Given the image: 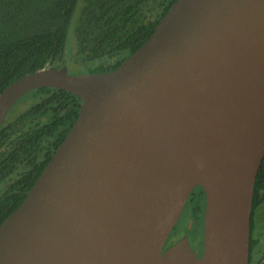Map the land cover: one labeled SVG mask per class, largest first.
<instances>
[{
  "label": "water",
  "instance_id": "obj_1",
  "mask_svg": "<svg viewBox=\"0 0 264 264\" xmlns=\"http://www.w3.org/2000/svg\"><path fill=\"white\" fill-rule=\"evenodd\" d=\"M41 87L75 94L80 108L0 224V264H248L264 157V0H175L114 70L62 65L10 83L0 129ZM196 186L201 256L186 234L162 250Z\"/></svg>",
  "mask_w": 264,
  "mask_h": 264
},
{
  "label": "trees",
  "instance_id": "obj_2",
  "mask_svg": "<svg viewBox=\"0 0 264 264\" xmlns=\"http://www.w3.org/2000/svg\"><path fill=\"white\" fill-rule=\"evenodd\" d=\"M174 1L0 0V93L26 74L64 65L70 28L75 60L92 63L89 73L114 70L150 36ZM80 103L69 91L41 87L10 109L0 129V224L21 204L65 138ZM204 207L203 189L196 186L185 204L186 226L202 221ZM261 207L264 157L252 195L248 264L264 258V244L254 235V215ZM192 226L185 234L194 237Z\"/></svg>",
  "mask_w": 264,
  "mask_h": 264
},
{
  "label": "rangeland",
  "instance_id": "obj_3",
  "mask_svg": "<svg viewBox=\"0 0 264 264\" xmlns=\"http://www.w3.org/2000/svg\"><path fill=\"white\" fill-rule=\"evenodd\" d=\"M76 42H75V36L73 33L72 28L69 29L68 35H67V40L65 44V50H64V55H65V68L67 69V72L69 74L73 75H79V74H86L89 73V66L92 65V63H89L88 61L84 60H75L73 55L75 56V52L73 49L75 48ZM254 224L256 225L254 235L258 237L260 240H263L264 236V208H260L254 215ZM178 224H180L177 228V233L182 234L185 233V228H190L193 224L192 222L189 221V226H186L185 223V212L182 214L180 217ZM177 224V225H178ZM192 224V225H191ZM186 226V227H185ZM201 226H202V221L198 223V220L195 221L193 227V232L199 235H201ZM192 233V232H191ZM196 235V234H195ZM197 236V235H196ZM196 236L192 237V234H189V238L195 245V248L200 250L202 253V238L199 239Z\"/></svg>",
  "mask_w": 264,
  "mask_h": 264
},
{
  "label": "flooded vegetation",
  "instance_id": "obj_4",
  "mask_svg": "<svg viewBox=\"0 0 264 264\" xmlns=\"http://www.w3.org/2000/svg\"><path fill=\"white\" fill-rule=\"evenodd\" d=\"M187 200H188V199H187ZM184 210H185V207H184V209H183V211H182L180 217H181L182 214L184 213ZM180 217H179V219H180ZM179 219H178V221H179ZM178 221H177V223L175 224V226L173 227V229H172L171 233L169 234L168 238L166 239V241H165V243H164V245H163V247H162V250L168 248L170 245H172L173 243H175L176 241H178L179 239H181V238L183 237V235H185V233L178 234V233L176 232V231H177V228H178V225H177V224H178ZM186 235L188 236V241H189V245H190V247L194 250V252H195V254L197 255V257H200L202 253H201L200 250H198V249L195 248V245H194V243H193V240H194V239H192V241H191L190 238H189V235H188V234H186ZM196 237L198 238L199 235H197ZM200 238H202V226H201V235H200L199 239H200ZM258 239H259V238H258ZM201 240H202V239H201ZM259 240H260V239H259ZM261 241H262V243L264 244V239L261 240ZM256 249H257V246L254 248V251H256Z\"/></svg>",
  "mask_w": 264,
  "mask_h": 264
}]
</instances>
